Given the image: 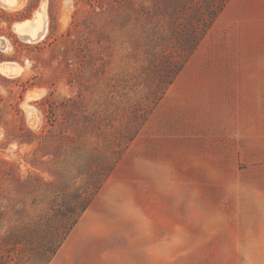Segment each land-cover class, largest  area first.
<instances>
[{
	"label": "rangeland",
	"instance_id": "rangeland-1",
	"mask_svg": "<svg viewBox=\"0 0 264 264\" xmlns=\"http://www.w3.org/2000/svg\"><path fill=\"white\" fill-rule=\"evenodd\" d=\"M3 1L0 63L22 70L0 65V243L132 128L50 264H264V0H229L157 105L203 0Z\"/></svg>",
	"mask_w": 264,
	"mask_h": 264
},
{
	"label": "trees",
	"instance_id": "trees-1",
	"mask_svg": "<svg viewBox=\"0 0 264 264\" xmlns=\"http://www.w3.org/2000/svg\"><path fill=\"white\" fill-rule=\"evenodd\" d=\"M190 1L193 0H183L187 10L192 6ZM228 1L203 0V10L199 7L202 19L198 20V23L201 22L203 27L199 24H191L188 36L183 39L181 44L183 57L181 61L169 63L170 67L167 68L169 78H163L161 86L156 89L155 105L163 99L169 86L212 28ZM144 121L146 122V120ZM129 130L128 135L120 133L116 142L107 139L106 151L101 157L92 158L89 156L82 162L85 157V152H83L78 157L80 162L76 159L67 164L66 180L59 184V187L51 183L42 185V192H38L36 196L43 202L41 201L33 207L32 220L16 225L12 228L11 233L2 239L0 245L8 256L2 257L0 264H12L14 261L12 253L15 251L20 254L15 264H50L52 262L81 217L94 202L104 183L121 160L127 146L134 140V129L129 128ZM56 188L57 190H53ZM43 203H47L45 208L39 206L44 205ZM7 247L9 248L4 250Z\"/></svg>",
	"mask_w": 264,
	"mask_h": 264
},
{
	"label": "bare ground",
	"instance_id": "bare-ground-1",
	"mask_svg": "<svg viewBox=\"0 0 264 264\" xmlns=\"http://www.w3.org/2000/svg\"><path fill=\"white\" fill-rule=\"evenodd\" d=\"M18 1L19 0H5L3 2L5 4V6H7V7H15L18 4ZM41 26L42 25H41V22H40L39 19H35L33 21L26 22V23L22 24L19 27L20 28L19 29L20 30V34L23 37H27V39H29V41H32V40H35L36 41V39L38 37V34L42 30L41 29L42 28ZM2 69H4V66L2 67ZM5 72H8L9 74L12 75V74H16L17 70H16V68L9 67L7 69V71H5Z\"/></svg>",
	"mask_w": 264,
	"mask_h": 264
},
{
	"label": "water",
	"instance_id": "water-1",
	"mask_svg": "<svg viewBox=\"0 0 264 264\" xmlns=\"http://www.w3.org/2000/svg\"><path fill=\"white\" fill-rule=\"evenodd\" d=\"M44 31H45V28H43L42 31L38 34L37 39H39V38L42 37ZM24 38H25V37H24ZM26 40H27V38H26ZM1 42H2L3 48L5 49V48H6V45H5L4 40L1 39ZM4 63H6V64H4V65H2V66H5V68H9V67H13V68H15V66H13V65H14L13 62H4ZM16 74H17V72H16Z\"/></svg>",
	"mask_w": 264,
	"mask_h": 264
},
{
	"label": "crops",
	"instance_id": "crops-1",
	"mask_svg": "<svg viewBox=\"0 0 264 264\" xmlns=\"http://www.w3.org/2000/svg\"><path fill=\"white\" fill-rule=\"evenodd\" d=\"M18 24H19V23H18ZM5 62H10V61H5ZM13 63H14L13 66H16L15 68H16V70H17V73H19V72L22 70L21 65H19V64L16 63V62H13ZM4 64H6V63H4V62L0 63V65H4ZM2 67H3V66H2ZM4 69H6L5 66H4Z\"/></svg>",
	"mask_w": 264,
	"mask_h": 264
}]
</instances>
